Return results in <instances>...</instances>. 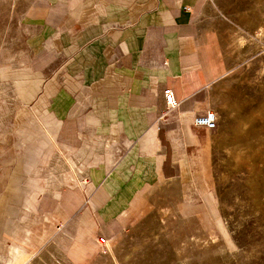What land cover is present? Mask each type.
<instances>
[{
	"label": "crops",
	"instance_id": "crops-1",
	"mask_svg": "<svg viewBox=\"0 0 264 264\" xmlns=\"http://www.w3.org/2000/svg\"><path fill=\"white\" fill-rule=\"evenodd\" d=\"M200 1L37 0L21 20L23 49L0 60L13 90L0 261L25 264L48 245L85 260L139 214L166 161L183 159L214 73Z\"/></svg>",
	"mask_w": 264,
	"mask_h": 264
},
{
	"label": "rangeland",
	"instance_id": "rangeland-1",
	"mask_svg": "<svg viewBox=\"0 0 264 264\" xmlns=\"http://www.w3.org/2000/svg\"><path fill=\"white\" fill-rule=\"evenodd\" d=\"M36 2L0 0V60L23 49ZM196 19L214 73L194 117L213 109L217 126L194 122L183 159L166 161L139 214L85 260L48 245L25 264H264V0H201ZM10 83L0 72V140Z\"/></svg>",
	"mask_w": 264,
	"mask_h": 264
},
{
	"label": "built area",
	"instance_id": "built-area-1",
	"mask_svg": "<svg viewBox=\"0 0 264 264\" xmlns=\"http://www.w3.org/2000/svg\"><path fill=\"white\" fill-rule=\"evenodd\" d=\"M165 96L167 100V110H174L179 102L176 100L173 90L171 88L165 89ZM218 114L213 109H208L203 113H199L194 117V122L197 126L206 127L208 129H214L218 124ZM98 241L100 244L106 243L105 237H99Z\"/></svg>",
	"mask_w": 264,
	"mask_h": 264
}]
</instances>
